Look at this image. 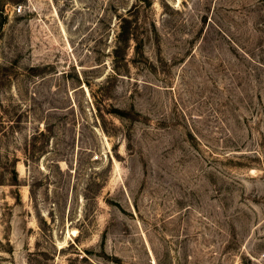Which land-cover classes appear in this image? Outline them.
Masks as SVG:
<instances>
[{
    "label": "rangeland",
    "instance_id": "374dc122",
    "mask_svg": "<svg viewBox=\"0 0 264 264\" xmlns=\"http://www.w3.org/2000/svg\"><path fill=\"white\" fill-rule=\"evenodd\" d=\"M0 264H264V0H0Z\"/></svg>",
    "mask_w": 264,
    "mask_h": 264
},
{
    "label": "bare ground",
    "instance_id": "6f19581e",
    "mask_svg": "<svg viewBox=\"0 0 264 264\" xmlns=\"http://www.w3.org/2000/svg\"><path fill=\"white\" fill-rule=\"evenodd\" d=\"M72 234H74V232H72Z\"/></svg>",
    "mask_w": 264,
    "mask_h": 264
}]
</instances>
